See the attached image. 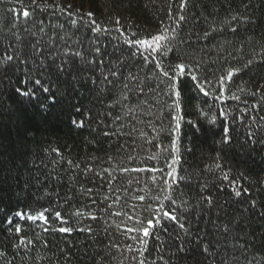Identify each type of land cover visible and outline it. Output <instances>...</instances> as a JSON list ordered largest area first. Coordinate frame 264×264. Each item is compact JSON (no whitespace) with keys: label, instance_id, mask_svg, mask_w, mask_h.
Segmentation results:
<instances>
[{"label":"trees","instance_id":"trees-1","mask_svg":"<svg viewBox=\"0 0 264 264\" xmlns=\"http://www.w3.org/2000/svg\"><path fill=\"white\" fill-rule=\"evenodd\" d=\"M180 4L181 0H0V61L6 55L15 58L21 49L27 56L37 36H43L46 47L52 37L56 45L82 46L84 51L97 41L107 53L106 62L124 56L138 75L127 89L123 87L127 81L109 86L110 93L99 92L91 80L74 85L71 73L54 75L53 102L39 87L30 99L19 95L17 87H28L21 83L24 65L0 62V264H139L141 259L146 264H221L223 260L264 264V216L260 215L264 211V0H186L183 9ZM24 11L30 13L28 18ZM88 12L94 14L96 25L109 32L97 33L85 26L80 17L87 20ZM41 27L46 35L40 33ZM165 29L169 36L176 29V43L191 36L187 43L192 47L179 44L176 52L193 75L206 78L207 97L187 79L177 97L154 64L144 65L143 71L132 67L140 58L134 60V49L124 42L133 33L147 39ZM205 31L211 33L210 39L197 36ZM69 59L78 75L95 74ZM249 60L248 68L224 81L221 96L219 78ZM169 61L175 62L171 53L164 59L165 68ZM153 168L164 171H149ZM168 172H173L175 183ZM165 180L171 191H161ZM204 185L213 194V207L201 214L193 229L198 235L183 238V250H178L177 229L167 223L168 232L158 233L159 240L149 237L146 245H140L130 239L137 233L126 229L139 227L138 220L146 223L152 209L163 205L170 210L165 195L175 196L178 203L180 199L195 203ZM237 189L248 191L237 198ZM251 200L257 201V208L250 207ZM44 209H49L48 224L15 215H38ZM77 210L81 217L72 216ZM55 211L69 221L63 226L73 227L72 233L44 231L61 226ZM92 215L98 219L91 220ZM16 224L21 225L19 234ZM225 224L228 233L223 231ZM88 226L92 234L76 230ZM237 240L246 250L237 246ZM142 247L146 251L141 254ZM205 247L208 254L203 253Z\"/></svg>","mask_w":264,"mask_h":264},{"label":"snow or ice","instance_id":"snow-or-ice-1","mask_svg":"<svg viewBox=\"0 0 264 264\" xmlns=\"http://www.w3.org/2000/svg\"><path fill=\"white\" fill-rule=\"evenodd\" d=\"M35 3V0H33ZM186 0H181L180 8L183 9L185 7ZM68 15H72V13H68ZM87 16V20H85L84 16L80 17L81 22L87 27L90 28L91 31L99 33L100 31L109 32L108 29H101L98 25H96V21L93 19V13L88 12L85 14ZM23 16L28 18L30 13L28 11L23 12ZM180 20H184L185 17L181 15L179 17ZM236 19V17H233ZM41 25H43V21H39ZM71 23L73 25L77 24L76 20H72ZM117 24L120 23L119 20L116 21ZM62 27V26H61ZM40 33L46 35L44 32V28L41 27L39 29ZM116 31H120V29H116ZM172 35H167L168 29H165L163 33L157 35H150L149 38H141L137 34L133 33V36L127 39L124 43L127 45L129 49H134L131 51V56L135 60L137 56L140 58L139 64L134 63L132 67H139L140 71L144 70V65L154 64L155 69L160 70V74L167 80V88L172 91L177 97L181 95V84L184 80H189L192 84V87L202 93L204 96L210 95L203 86V82L206 78L197 77L191 73L189 66L183 62V58L177 55L176 49L179 47V44H186L188 47H192L191 44L187 42L191 40V36L182 38L178 43L177 37L178 33L176 29H172ZM214 31V30H213ZM232 31H236V29H232ZM36 36V33H33ZM121 35H124L121 32ZM197 36L202 39H210L211 33L209 31H205L202 36L200 33H197ZM61 41H64V37H60ZM67 43V41H64ZM73 43L79 44V41H73ZM55 46V51H49V49ZM44 53H47L45 55ZM144 53H148L145 55ZM171 53L175 57V62L169 61L167 67H164V59ZM107 53H102L100 46L97 41L92 42V46L87 49V51L82 50L81 47L72 48L71 45L67 47H61L60 45H56V42L49 37L47 42V47L43 41V36H37L34 44L31 45V51L27 56L24 55L23 49L17 53L14 58L12 55H6L2 61V63L7 62H18L19 64L24 65L23 68V77L21 79V83L27 85L26 89H22L17 87L15 91L27 98H32L36 95V88L45 93H49V99L53 102L55 101V94L52 92L50 85L53 83V76L58 77H66L69 73H71V81L74 85H78L81 80L87 82L91 80V83L94 86L98 85V91L103 93L105 91L111 92V87L115 86L117 82L123 83L127 81L128 83H123V87L125 89L129 88V84L132 81L138 80V75L132 71V69L128 66L127 58L124 56L119 57L116 60H111L110 62H106ZM70 57L75 58L79 61V66L81 68L88 67L91 72L95 73L94 75H89L88 73H80L77 74L76 71L73 70ZM159 57V58H158ZM252 64V61L249 60L246 64H244L241 68H231L227 71L226 76H221L219 78V83L221 84V96L223 95V84L225 80L231 81L233 76L238 72L242 71L244 68H248ZM29 65L31 67H29ZM198 67V65L194 66ZM125 69H128L125 72ZM148 80H151V76L147 77ZM163 82V81H162ZM210 83V81H207ZM139 87V85H137ZM143 91V88L140 89ZM127 98V97H125ZM216 99H220V96H217ZM179 107V105H177ZM79 111V109H77ZM222 115H226V113H221ZM264 119V118H262ZM74 124H77L76 121H73ZM78 126H83V121L79 122ZM264 128V125L261 126ZM177 128H179V124L177 123ZM227 132V129H225ZM104 135H108L107 132ZM249 137L253 136L254 133H248ZM225 142H227L225 140ZM175 147L173 143V148ZM175 157L173 158V162L175 161ZM71 163V162H69ZM78 167V166H77ZM167 167L171 168L172 163L167 164ZM219 167V165H217ZM124 171H127L125 169ZM135 171H144V169H135ZM149 171H160L163 172L164 169H149ZM167 175L172 178L173 183L176 181V177L173 175V172H168ZM224 179L227 180V175L224 176ZM165 188L161 189V191H171V185H169L168 181H164ZM91 192V189L87 190ZM248 190H235V197L239 198L243 193H246ZM181 196L183 194H180ZM165 200L169 201V205L171 206L170 210H167L165 206H160L158 208L152 209L151 218L146 220V223L143 220H138L137 223L139 227H129L126 229L127 233H137V235L131 236L130 239L137 241L140 245H146L147 239L149 237H154L159 240L160 237L158 233L160 232H168V228L165 227V224H171L177 229L176 238L180 240L179 249H184V239L191 236H197L198 233L194 232L193 229L197 228L201 214H206L205 209H211L213 207V194L207 191V185H204L200 189V194L195 203H192L190 199H180L179 203L175 196L165 195ZM69 199H71L69 197ZM137 199L144 201V196H139ZM159 197L157 196V200ZM95 203V201H93ZM110 208L111 205H108ZM250 207L255 209L257 208V201L251 200ZM147 210V209H146ZM195 210V217L193 219L192 213ZM49 209H44V211L40 212L38 215L25 214L22 212H16L15 215L19 217L21 220L27 219L29 221H44L45 224L50 223L49 218L45 216V212H48ZM244 212L248 211V208L243 209ZM83 214L77 210L72 213L74 217H81ZM115 215L120 216L122 213L116 212ZM127 215V213H124ZM261 216H264V211L260 212ZM55 219L60 221L59 227H54L49 229L45 227L44 231H53L60 233H72L73 227H65L69 223L68 220L64 219L61 215L60 211H55L54 213ZM90 219L96 221L98 218L94 215L90 216ZM128 219L131 220L132 217L128 216ZM79 223V220L75 221ZM9 224L12 223L11 220L8 221ZM236 223V221H234ZM219 227V226H217ZM77 231L87 232L89 234L93 233L92 226H88L85 228L76 229ZM223 231L228 233L229 227L227 224L223 225ZM15 232L19 234L21 232V225H15ZM202 239V237H201ZM25 243V238L21 237L20 244L23 245ZM29 245L32 244L31 240L27 242ZM237 246L241 250H246V245L241 244L239 240L236 241ZM45 247H47V243L45 242ZM131 250V249H130ZM138 251L141 254L146 251V248L142 247ZM159 251V249H157ZM209 249L207 247L203 248V253L208 254ZM218 254V253H217ZM0 255H3L0 253ZM160 259H163L161 256ZM139 264H146V260H139ZM155 264V262H153ZM221 264H228L227 260H223Z\"/></svg>","mask_w":264,"mask_h":264}]
</instances>
